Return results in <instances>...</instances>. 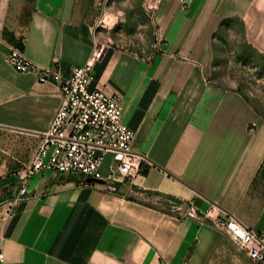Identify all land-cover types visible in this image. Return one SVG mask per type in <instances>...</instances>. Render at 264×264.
<instances>
[{
  "label": "crops",
  "instance_id": "crops-1",
  "mask_svg": "<svg viewBox=\"0 0 264 264\" xmlns=\"http://www.w3.org/2000/svg\"><path fill=\"white\" fill-rule=\"evenodd\" d=\"M107 1L0 0V142L14 163L31 158L60 93L56 83L15 70L7 53L17 46L62 71L83 65L92 25L113 14ZM146 3L155 5L160 50L145 58L108 43L90 82L121 98L132 149L145 158L136 196L106 189L111 154L91 184L54 171L33 174L18 203L10 207L9 199L19 190L0 202V264H252L207 219L167 208L191 204L199 215H233L264 230V113L214 74L223 26H239L264 55V0Z\"/></svg>",
  "mask_w": 264,
  "mask_h": 264
},
{
  "label": "built area",
  "instance_id": "built-area-1",
  "mask_svg": "<svg viewBox=\"0 0 264 264\" xmlns=\"http://www.w3.org/2000/svg\"><path fill=\"white\" fill-rule=\"evenodd\" d=\"M102 23L103 19H99L96 26ZM92 38L87 61L81 66H70L67 71L39 65L17 46H12L6 55L15 70L33 73L39 82L56 83L60 93V103L48 128L39 134V143L29 162L18 172L20 189L17 196L9 199L10 207L26 192L29 176L38 172L76 175L82 177L85 184L93 183L86 179L99 177V166L107 154H111V162L106 178L111 184L106 189L118 193V188L122 187L119 192L122 196H136L135 176L145 158L132 149L133 131L122 121L120 96L90 88L93 66L109 42L96 38L93 31ZM167 210L180 218L207 219L241 249L252 264H264V230L255 231L233 215H212L209 211L199 215L191 204L173 203Z\"/></svg>",
  "mask_w": 264,
  "mask_h": 264
},
{
  "label": "rangeland",
  "instance_id": "rangeland-1",
  "mask_svg": "<svg viewBox=\"0 0 264 264\" xmlns=\"http://www.w3.org/2000/svg\"><path fill=\"white\" fill-rule=\"evenodd\" d=\"M105 6H111L113 14L108 13L106 17H115V23L111 24L105 18L104 26V23L98 27L92 25L96 38L108 40L111 45L132 50L145 58L160 50L152 14L155 5H148L146 0H108ZM220 34L222 38L218 43L224 51L220 53L219 68L214 74L224 81L223 86L244 91L252 104L264 113V55L247 43L239 26H223ZM4 139L0 132V141ZM5 151L0 142V185L13 197L20 189L18 172L30 159L18 165L8 158ZM6 177H11L12 181L6 183ZM2 196L7 198L0 191V202Z\"/></svg>",
  "mask_w": 264,
  "mask_h": 264
},
{
  "label": "trees",
  "instance_id": "trees-1",
  "mask_svg": "<svg viewBox=\"0 0 264 264\" xmlns=\"http://www.w3.org/2000/svg\"><path fill=\"white\" fill-rule=\"evenodd\" d=\"M80 178H82V177H80ZM10 181H12L11 177H6L5 182H6V183H9ZM2 188H3V187H1V185H0V191H1L4 195H6L7 198L11 197V193L5 192ZM2 197H3V196H2ZM3 198H4V197H3Z\"/></svg>",
  "mask_w": 264,
  "mask_h": 264
},
{
  "label": "clouds",
  "instance_id": "clouds-1",
  "mask_svg": "<svg viewBox=\"0 0 264 264\" xmlns=\"http://www.w3.org/2000/svg\"><path fill=\"white\" fill-rule=\"evenodd\" d=\"M106 19L109 20V22H110L111 24H114V23H115V17H110V16H108V17H106Z\"/></svg>",
  "mask_w": 264,
  "mask_h": 264
},
{
  "label": "water",
  "instance_id": "water-1",
  "mask_svg": "<svg viewBox=\"0 0 264 264\" xmlns=\"http://www.w3.org/2000/svg\"><path fill=\"white\" fill-rule=\"evenodd\" d=\"M86 181L87 182H93L94 180L92 178H87Z\"/></svg>",
  "mask_w": 264,
  "mask_h": 264
}]
</instances>
